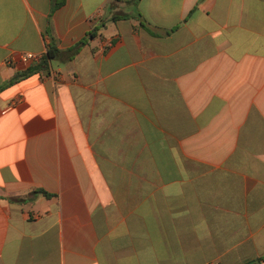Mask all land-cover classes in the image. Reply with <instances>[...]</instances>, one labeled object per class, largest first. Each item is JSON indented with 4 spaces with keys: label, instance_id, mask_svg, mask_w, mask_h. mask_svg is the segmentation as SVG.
Returning a JSON list of instances; mask_svg holds the SVG:
<instances>
[{
    "label": "crops",
    "instance_id": "crops-1",
    "mask_svg": "<svg viewBox=\"0 0 264 264\" xmlns=\"http://www.w3.org/2000/svg\"><path fill=\"white\" fill-rule=\"evenodd\" d=\"M57 1L0 0V87L62 52L0 91V264L264 258V0Z\"/></svg>",
    "mask_w": 264,
    "mask_h": 264
},
{
    "label": "trees",
    "instance_id": "trees-1",
    "mask_svg": "<svg viewBox=\"0 0 264 264\" xmlns=\"http://www.w3.org/2000/svg\"><path fill=\"white\" fill-rule=\"evenodd\" d=\"M63 4V0H59L54 4V10L58 7H60ZM89 37H93L94 34L90 33L88 35ZM80 45L85 44V39L82 40ZM72 53L75 51V48L71 50ZM62 52L58 49L55 41L53 40L52 43L48 46L47 53L42 57V59L39 61V63L33 65L31 68H29L27 71L21 72L17 75H15L8 83L0 87V91L3 90L7 85L13 84L18 82L19 80L28 77L32 74H35L36 72H39L41 70H47L51 64V61L55 58H58ZM264 258L257 259L256 261H252L250 264H258L260 263Z\"/></svg>",
    "mask_w": 264,
    "mask_h": 264
},
{
    "label": "built area",
    "instance_id": "built-area-1",
    "mask_svg": "<svg viewBox=\"0 0 264 264\" xmlns=\"http://www.w3.org/2000/svg\"><path fill=\"white\" fill-rule=\"evenodd\" d=\"M42 55H38L35 53H22L19 56V60L26 66H31L39 63V61L42 59ZM217 264V263H214Z\"/></svg>",
    "mask_w": 264,
    "mask_h": 264
}]
</instances>
